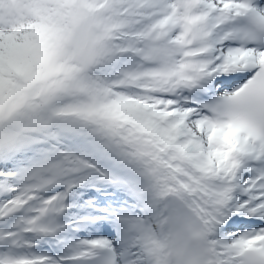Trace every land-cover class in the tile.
Wrapping results in <instances>:
<instances>
[{
    "label": "snow or ice",
    "instance_id": "obj_1",
    "mask_svg": "<svg viewBox=\"0 0 264 264\" xmlns=\"http://www.w3.org/2000/svg\"><path fill=\"white\" fill-rule=\"evenodd\" d=\"M0 264H264V0H0Z\"/></svg>",
    "mask_w": 264,
    "mask_h": 264
}]
</instances>
